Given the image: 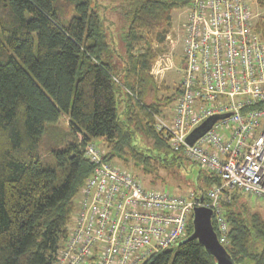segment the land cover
Returning a JSON list of instances; mask_svg holds the SVG:
<instances>
[{"label":"trees","instance_id":"obj_1","mask_svg":"<svg viewBox=\"0 0 264 264\" xmlns=\"http://www.w3.org/2000/svg\"><path fill=\"white\" fill-rule=\"evenodd\" d=\"M191 1L0 0V264H55L92 170L88 142L123 168L153 173L151 187L198 196L221 183L154 126L155 116L171 119L174 106L170 117L165 109L181 90L179 81L171 92L158 85L150 70L173 11ZM254 7L264 41V0ZM249 199L234 190L221 200L223 246L235 264H264V217ZM178 242L141 264H215L197 239Z\"/></svg>","mask_w":264,"mask_h":264},{"label":"built area","instance_id":"obj_2","mask_svg":"<svg viewBox=\"0 0 264 264\" xmlns=\"http://www.w3.org/2000/svg\"><path fill=\"white\" fill-rule=\"evenodd\" d=\"M255 3L192 0L182 9L181 91L170 120L154 117L156 130L173 150L182 149L221 183L209 188L202 202L192 190L176 194L144 187L133 173L107 160L102 146L88 142L84 154L92 170L55 264H141L185 236L197 205L212 210L223 244L228 224L221 200L234 190L264 199V41L254 28ZM163 63L160 54L150 70L155 78L169 68ZM225 113L187 142L205 118Z\"/></svg>","mask_w":264,"mask_h":264},{"label":"rangeland","instance_id":"obj_3","mask_svg":"<svg viewBox=\"0 0 264 264\" xmlns=\"http://www.w3.org/2000/svg\"><path fill=\"white\" fill-rule=\"evenodd\" d=\"M99 2L102 4H106V3H109V0H99ZM105 11L109 14V17L115 23H118L119 16L115 10L113 12V10L108 8ZM255 11H257L258 15H260V13L262 12V10H260L259 7H256ZM172 17H173V19H172L173 26H172L170 32L167 34L170 37L167 38V36H166V43H165V45H163L164 50L159 53L163 56V59H164L163 65H165V66L169 65V68L164 69L163 75L156 78L157 84L160 85V83L162 81H164V84L168 86L170 92L178 84V81H179L180 76H181V72L179 71L180 70L179 68L181 66H180L178 57H179L181 50H182V46H181V44H182V24L184 21V16H183L181 9L173 11ZM166 57H168V60H166ZM170 62H171V65H170ZM164 94H165V92L163 90H161L159 92L160 96H162V95L164 96ZM173 106H174V102H171L169 107L167 109H165V113H168L172 109ZM138 140H139V142L144 143L145 137L139 134ZM113 163H115L117 166L121 167L122 169H124V170L127 169L128 172L133 173V175H135L139 179L142 186L148 187V188L151 187V186H148V184H149V181L151 180L153 173L143 174L140 167H135V166L130 164L129 166L125 165L126 168H123L122 165L120 164V162L113 161ZM159 174H164V172L159 171ZM155 185H161L159 180H156ZM158 187L159 186H156L155 188H158ZM160 187H162V186H160ZM79 195L80 194H78L76 196L75 201H74L75 207H74V210H73L72 215H71L70 223L68 225V235L70 234L71 229H73V224H74L76 212H78V210H79V208H78V199H79L78 197H79ZM249 198H250L249 199L250 203L254 206V209L261 215V217H264V199L262 197H256V196H249ZM68 235H67V238H68Z\"/></svg>","mask_w":264,"mask_h":264},{"label":"water","instance_id":"obj_4","mask_svg":"<svg viewBox=\"0 0 264 264\" xmlns=\"http://www.w3.org/2000/svg\"><path fill=\"white\" fill-rule=\"evenodd\" d=\"M228 113L222 115H213L205 118L200 124L195 126L187 135L186 140L192 143L198 136L210 128L218 118L227 116ZM199 202H202L204 195L201 193L197 197ZM212 210L203 205H197L192 210V231L189 235L183 237L178 243L189 239H197L204 247L205 251L211 254L215 259V264H235L232 258L227 253L223 244L218 239L213 228Z\"/></svg>","mask_w":264,"mask_h":264},{"label":"crops","instance_id":"obj_5","mask_svg":"<svg viewBox=\"0 0 264 264\" xmlns=\"http://www.w3.org/2000/svg\"><path fill=\"white\" fill-rule=\"evenodd\" d=\"M171 114H172V109L169 111L168 116L166 117H170Z\"/></svg>","mask_w":264,"mask_h":264}]
</instances>
